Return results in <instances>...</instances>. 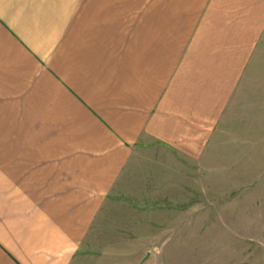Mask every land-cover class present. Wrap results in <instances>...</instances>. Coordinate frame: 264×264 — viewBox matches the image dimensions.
I'll use <instances>...</instances> for the list:
<instances>
[{
  "label": "crops",
  "instance_id": "1",
  "mask_svg": "<svg viewBox=\"0 0 264 264\" xmlns=\"http://www.w3.org/2000/svg\"><path fill=\"white\" fill-rule=\"evenodd\" d=\"M261 42L264 0H0V264H72L144 139L202 155Z\"/></svg>",
  "mask_w": 264,
  "mask_h": 264
},
{
  "label": "rangeland",
  "instance_id": "2",
  "mask_svg": "<svg viewBox=\"0 0 264 264\" xmlns=\"http://www.w3.org/2000/svg\"><path fill=\"white\" fill-rule=\"evenodd\" d=\"M72 264H264L263 42L218 137L200 156L144 139Z\"/></svg>",
  "mask_w": 264,
  "mask_h": 264
}]
</instances>
